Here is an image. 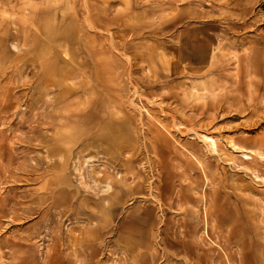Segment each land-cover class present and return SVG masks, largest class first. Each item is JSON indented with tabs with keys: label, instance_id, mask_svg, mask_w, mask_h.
<instances>
[{
	"label": "rangeland",
	"instance_id": "374dc122",
	"mask_svg": "<svg viewBox=\"0 0 264 264\" xmlns=\"http://www.w3.org/2000/svg\"><path fill=\"white\" fill-rule=\"evenodd\" d=\"M0 264H264V0H0Z\"/></svg>",
	"mask_w": 264,
	"mask_h": 264
},
{
	"label": "bare ground",
	"instance_id": "6f19581e",
	"mask_svg": "<svg viewBox=\"0 0 264 264\" xmlns=\"http://www.w3.org/2000/svg\"><path fill=\"white\" fill-rule=\"evenodd\" d=\"M66 91V90H65ZM213 143V142H212Z\"/></svg>",
	"mask_w": 264,
	"mask_h": 264
}]
</instances>
